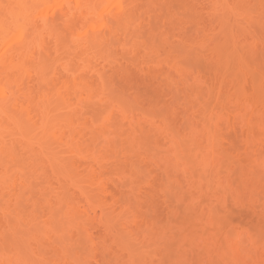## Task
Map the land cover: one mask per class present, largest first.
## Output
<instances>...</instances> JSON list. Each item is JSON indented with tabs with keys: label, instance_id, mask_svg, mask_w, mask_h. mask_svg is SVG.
Returning a JSON list of instances; mask_svg holds the SVG:
<instances>
[{
	"label": "bare ground",
	"instance_id": "1",
	"mask_svg": "<svg viewBox=\"0 0 264 264\" xmlns=\"http://www.w3.org/2000/svg\"><path fill=\"white\" fill-rule=\"evenodd\" d=\"M0 88V264H264V0H0Z\"/></svg>",
	"mask_w": 264,
	"mask_h": 264
},
{
	"label": "snow or ice",
	"instance_id": "2",
	"mask_svg": "<svg viewBox=\"0 0 264 264\" xmlns=\"http://www.w3.org/2000/svg\"><path fill=\"white\" fill-rule=\"evenodd\" d=\"M42 7H51V5L42 6ZM39 20L41 23L45 25V27L38 33V38L34 39L29 46L28 59L31 61V63L28 64L27 67L34 66L32 62H36V65L43 63L47 67V70L50 71L51 68L50 66H48V59L47 56L45 55V51H46V44L48 41L52 40L53 35L50 32H47L46 15L41 16ZM56 40H57V57H59L61 40L59 37H56ZM80 43H81V37L72 35L71 41L68 42L66 46L68 48H72ZM44 75L47 76V71L44 72ZM69 87H71L70 84ZM7 95H8V89L0 88V102H6ZM110 119H111L110 114H103V116L100 119L93 121L92 129L102 130L110 122ZM36 123L39 124L41 123V121L38 120ZM37 131H39V129H37ZM104 140L105 142H107L109 140V136L105 135Z\"/></svg>",
	"mask_w": 264,
	"mask_h": 264
},
{
	"label": "rangeland",
	"instance_id": "3",
	"mask_svg": "<svg viewBox=\"0 0 264 264\" xmlns=\"http://www.w3.org/2000/svg\"><path fill=\"white\" fill-rule=\"evenodd\" d=\"M230 207L232 208L234 206L231 205ZM230 212H231V210H230ZM229 214H230L229 216L231 217V219L234 218V219H232V220H234L233 222H238V223L240 222V223H242V225H245L246 227L248 225L249 226L254 225V227H255V224L257 226V223H258L257 217L254 214H252L248 209L242 208V210H240V208L237 207V209H236L234 207L232 212ZM259 218H261V217H259ZM260 220H262V219H259V224H260ZM261 222H263V220Z\"/></svg>",
	"mask_w": 264,
	"mask_h": 264
}]
</instances>
